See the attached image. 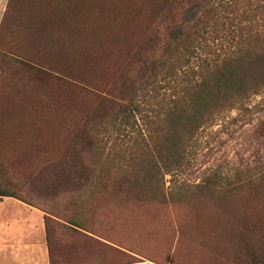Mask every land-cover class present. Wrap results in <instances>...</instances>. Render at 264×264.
<instances>
[{"label": "trees", "instance_id": "1", "mask_svg": "<svg viewBox=\"0 0 264 264\" xmlns=\"http://www.w3.org/2000/svg\"><path fill=\"white\" fill-rule=\"evenodd\" d=\"M139 2L146 19L126 24L115 51L94 52L106 62L101 66L49 64L10 52L37 63L39 78L57 86L58 126L35 118L38 137L49 132L52 138L33 148L37 161L28 165L0 145V200L11 196L36 208L37 199L63 201L39 208L49 264H114V239H83L91 231L73 211L81 199L127 208L264 192V152L243 176L209 173L198 182L164 186L165 174L181 168L202 126L264 91V0ZM95 245L107 250L108 260L89 258ZM249 256L248 264H264V255Z\"/></svg>", "mask_w": 264, "mask_h": 264}, {"label": "rangeland", "instance_id": "2", "mask_svg": "<svg viewBox=\"0 0 264 264\" xmlns=\"http://www.w3.org/2000/svg\"><path fill=\"white\" fill-rule=\"evenodd\" d=\"M139 1L0 0V145L5 151L28 165L37 161L33 148L52 138L49 132L38 137L35 118L44 116L53 126L59 123L54 118L59 114L53 106L54 81L39 78L41 66L10 52L32 54L49 64L86 61L101 66L106 62L94 52L115 51L126 24L146 19L147 7ZM263 152L264 91L249 97L243 108L225 111L202 126L187 145L181 168L165 174L164 186L198 182L209 173L243 176ZM46 201L33 203L51 208L63 202ZM79 204L73 211L91 231L83 239H114L116 250L109 252L114 264H248L250 254L264 255L263 191L244 189L228 198L215 194L175 205L122 208L82 199ZM89 253L91 259L108 260L107 250L99 245Z\"/></svg>", "mask_w": 264, "mask_h": 264}, {"label": "crops", "instance_id": "3", "mask_svg": "<svg viewBox=\"0 0 264 264\" xmlns=\"http://www.w3.org/2000/svg\"><path fill=\"white\" fill-rule=\"evenodd\" d=\"M0 264H49L43 212L11 196L0 200Z\"/></svg>", "mask_w": 264, "mask_h": 264}]
</instances>
